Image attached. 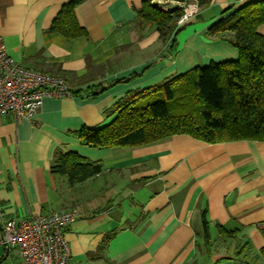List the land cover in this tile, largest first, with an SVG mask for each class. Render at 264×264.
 Returning <instances> with one entry per match:
<instances>
[{"label": "crops", "instance_id": "0c3cea01", "mask_svg": "<svg viewBox=\"0 0 264 264\" xmlns=\"http://www.w3.org/2000/svg\"><path fill=\"white\" fill-rule=\"evenodd\" d=\"M69 1L0 0V36L9 55L26 68L66 77L73 90L82 89L72 97L45 100L31 120H0L5 216L25 219L77 210L78 218L66 229L69 264H244V254L258 255L264 248V142L208 144L178 135L141 147L99 149L83 145L75 134L110 124L116 117L111 110L129 93L196 67L238 60L237 48L209 40L206 33L225 9L264 0H205L208 5L182 26L174 56L164 51L157 31L143 37L134 30L145 0H81L76 17L88 37L74 39L50 31ZM154 2L177 6L175 1ZM259 33L264 36V24ZM91 66L98 67L92 70L97 71L94 82L107 88L98 97L86 93ZM133 73L139 76L118 83ZM57 149L103 165L96 178L108 175L106 201L93 206L94 199L105 196L95 184L85 195L83 188L72 194L71 203L62 199L59 178L51 174ZM204 212L211 229L220 224L236 232L234 237L219 233L220 238L238 248L248 243L243 254H228L227 242L213 244L210 256L199 253Z\"/></svg>", "mask_w": 264, "mask_h": 264}, {"label": "trees", "instance_id": "16d2710c", "mask_svg": "<svg viewBox=\"0 0 264 264\" xmlns=\"http://www.w3.org/2000/svg\"><path fill=\"white\" fill-rule=\"evenodd\" d=\"M80 1L70 0L55 18L50 31L72 39L88 37L76 17ZM167 1H175L177 6L164 12L154 0H145L133 27L143 37L151 30L157 31L164 51L174 56L179 46L178 37L184 31L178 21L183 6L190 0ZM197 1L200 8L208 5L205 0ZM263 24L264 1L225 9L209 27L206 37L237 48L238 60L196 67L168 82L129 93L111 110L116 117L110 124L99 129L84 127L75 136L83 145L99 149L141 147L178 135H188L208 144L264 142V36L259 33ZM91 67L86 75L89 80L86 93L98 97L107 88L100 81L94 82L97 71H92L96 67ZM102 76L104 74L100 78ZM137 76L133 73L118 83H129ZM72 91L78 95L82 89L72 88ZM102 172L100 162L59 149L54 153L51 174L67 177L73 186L96 178ZM203 218V231L198 233L196 246L199 253L210 256L213 250L210 221L205 212ZM216 227L221 235H236L220 224ZM109 239L110 236L100 250L106 249ZM247 245L241 248L239 255ZM244 259V264L264 263V248L256 256L244 254Z\"/></svg>", "mask_w": 264, "mask_h": 264}, {"label": "built area", "instance_id": "2783aa9c", "mask_svg": "<svg viewBox=\"0 0 264 264\" xmlns=\"http://www.w3.org/2000/svg\"><path fill=\"white\" fill-rule=\"evenodd\" d=\"M168 12V7L158 6ZM200 12L197 0L183 6L182 27ZM73 96L66 77L24 67L8 53L0 36V120L12 116L16 123L33 119L47 99ZM77 210L52 212L30 218H7L0 200V262L8 264H69L72 250L66 229ZM6 258V259H4Z\"/></svg>", "mask_w": 264, "mask_h": 264}, {"label": "rangeland", "instance_id": "374dc122", "mask_svg": "<svg viewBox=\"0 0 264 264\" xmlns=\"http://www.w3.org/2000/svg\"><path fill=\"white\" fill-rule=\"evenodd\" d=\"M158 6H162V7H165L166 5H165V3H158L157 4ZM167 7V6H166ZM168 8H170V7H168ZM138 57V56H137ZM139 59H142L143 57H138ZM129 62H132V60L130 59L129 60ZM108 175H103L100 179H97V178H94V179H91L90 180V182L89 183H87V185H84V187H78L79 186V184H77V185H75V186H73V185H71V183L69 182V180H68V178L67 177H64V176H58L57 178H59L58 180H59V182H58V184H56L57 186H59L61 189H63V195H62V199L63 200H66V202L67 203H71V198H70V196H72V194H74L75 195V193H78V192H80V190H82V189H80V188H83V192H85V193H83V195H85V194H87L88 192H89V188L91 187V186H93V184H95L97 187H99V190H101L102 188L104 189V191H103V194L105 195L104 196V198H102V195H100V197H99V200H97V199H94V203H93V206H95V205H97V204H101L102 203V201H104L105 200V197H106V200H107V195L109 194L107 191V188H106V186H105V179H106V177H107ZM77 186V187H76ZM105 200V201H106ZM61 207L62 206H60L59 204H55V209H57V210H60L61 209ZM80 209H82L81 207H79ZM211 234H212V239L214 240L213 241V244L215 245V244H217V245H219L220 243H222V242H227L228 243V245H230V248L228 249V251H227V253L228 254H230V255H232V254H234L236 251H240L241 250V248L239 247H237L236 246V243L233 241V240H231V239H223V238H220V234H219V232L217 231V229L216 228H212L211 229ZM212 244V245H213ZM8 262L9 261H4V262H2L1 264H8Z\"/></svg>", "mask_w": 264, "mask_h": 264}, {"label": "water", "instance_id": "95a60500", "mask_svg": "<svg viewBox=\"0 0 264 264\" xmlns=\"http://www.w3.org/2000/svg\"><path fill=\"white\" fill-rule=\"evenodd\" d=\"M4 259H6V258H4Z\"/></svg>", "mask_w": 264, "mask_h": 264}]
</instances>
